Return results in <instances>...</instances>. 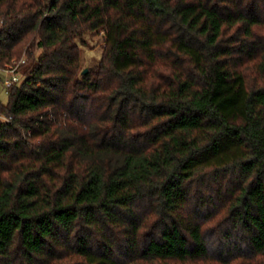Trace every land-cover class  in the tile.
Masks as SVG:
<instances>
[{"label": "trees", "instance_id": "obj_1", "mask_svg": "<svg viewBox=\"0 0 264 264\" xmlns=\"http://www.w3.org/2000/svg\"><path fill=\"white\" fill-rule=\"evenodd\" d=\"M21 59L0 264H264V0H0Z\"/></svg>", "mask_w": 264, "mask_h": 264}, {"label": "built area", "instance_id": "obj_2", "mask_svg": "<svg viewBox=\"0 0 264 264\" xmlns=\"http://www.w3.org/2000/svg\"><path fill=\"white\" fill-rule=\"evenodd\" d=\"M24 63V59L20 61L12 60L9 65L0 69V89L6 93L7 89L11 86H19L23 82V77L19 73V67ZM2 122H8V120L0 117Z\"/></svg>", "mask_w": 264, "mask_h": 264}, {"label": "rangeland", "instance_id": "obj_3", "mask_svg": "<svg viewBox=\"0 0 264 264\" xmlns=\"http://www.w3.org/2000/svg\"><path fill=\"white\" fill-rule=\"evenodd\" d=\"M89 38H92L88 39V41H90V45L83 50L82 54V67H86L83 68L84 70H87V67L91 66L92 64H95L101 54V41L98 39L97 36L89 35ZM0 100L3 104H5L7 101V97L1 89ZM0 122H2V120H0Z\"/></svg>", "mask_w": 264, "mask_h": 264}, {"label": "water", "instance_id": "obj_4", "mask_svg": "<svg viewBox=\"0 0 264 264\" xmlns=\"http://www.w3.org/2000/svg\"><path fill=\"white\" fill-rule=\"evenodd\" d=\"M86 72H87V70H83V72H82V73H83V74H86Z\"/></svg>", "mask_w": 264, "mask_h": 264}]
</instances>
